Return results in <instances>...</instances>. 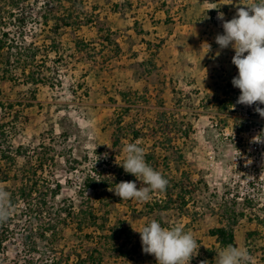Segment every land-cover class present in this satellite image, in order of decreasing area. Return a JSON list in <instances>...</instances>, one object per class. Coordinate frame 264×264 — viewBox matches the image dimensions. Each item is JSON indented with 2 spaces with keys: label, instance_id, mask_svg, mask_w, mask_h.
I'll return each instance as SVG.
<instances>
[{
  "label": "rangeland",
  "instance_id": "obj_1",
  "mask_svg": "<svg viewBox=\"0 0 264 264\" xmlns=\"http://www.w3.org/2000/svg\"><path fill=\"white\" fill-rule=\"evenodd\" d=\"M44 1L30 0L25 10L32 15L39 12L42 15L46 9ZM166 1L158 0V7L168 13L171 8L167 9V6L173 5L175 9L170 14L179 17L184 15L190 0H169L168 4ZM153 3V0H86L84 6L73 8L81 18L71 27L62 26L59 31L55 30L54 21L46 26L43 20L34 19L28 20L23 27L15 21L4 26L10 36L5 40V48H0V176L7 181L0 183V189L11 197L13 193L18 195L25 182H36L39 185L34 195L36 201L39 197L50 201L49 206L59 215L57 235L43 239L49 216L26 211L20 199L10 209L11 214L16 215L13 219L18 227L4 244L5 252L0 250V264H16L31 255L36 264H53L54 260L58 264H75L78 254L86 256L89 249L95 248L101 251L103 264H139V260L120 253L121 250L126 252L139 239V233L134 230H140L152 220L168 227L170 219L167 214L160 219L157 216L165 204L151 206L158 211L156 214L145 210L144 202L120 200L108 190L115 186L84 190L85 180L99 175L109 184L134 181L140 187L142 182L120 166L125 159L124 147L134 142H139L144 149L146 162L167 180L178 176L167 166L158 169L151 124L146 127L149 132H141L143 127H139L138 121L145 111H150L145 105L141 106L142 97L131 91V100L124 102L121 98L123 88L118 87L116 92L112 90L115 92L113 98L106 95L103 100L99 94L109 91L96 90L103 78V74L99 77L100 71L120 56L118 39L121 29L128 28L135 21L132 19L137 18L133 28L141 30L143 23L138 22V18L141 19L144 9L139 12V6H147L146 9L150 10ZM209 4L208 16L216 14L217 6ZM220 10L222 12V8ZM87 20L91 23H86ZM85 43L89 48L82 46ZM160 46L161 43L155 44L153 53ZM103 52L105 60L98 58ZM94 56H97L98 64L92 66L91 57ZM32 77L39 82L32 83ZM237 99L233 102L236 110L228 109L233 116L225 119L215 114L214 109L207 111L206 106L194 105L193 101L183 103L181 109L184 113H173L177 121L171 129L178 133L186 127V131H198V136L201 135L188 139L190 149L185 162L190 168L182 173V177L200 179L202 184L188 189V194L197 197L201 191L208 198L210 210L218 211L221 223H228L224 219L226 213L236 216L243 213L233 229L244 230V233L259 229L261 234L248 244L245 241L240 248L251 257L249 264H264V227L253 220L254 215H264V143L253 142L257 135L258 138L264 137V119L256 114L247 115L246 106L237 104ZM14 115L18 116L17 120ZM203 130L206 131L204 135ZM134 132L140 138H134ZM225 132L229 136L223 135ZM117 139L119 142L115 146ZM195 148H209L216 152L217 167L222 174L217 170L213 179L221 184H208L204 155L201 151L195 152ZM2 150L7 151L8 158L3 157ZM180 152L175 150L172 154L176 163L184 161ZM105 153L107 158H104ZM56 183L61 184V191L53 200L46 187ZM230 192L254 194L258 201L230 200L226 197ZM87 198L98 217V225L105 224L104 232L96 226L79 230V214L83 207L86 209L84 201ZM123 230L126 231L124 235L115 234L110 238L112 232ZM26 234H29L28 245L33 247H29L31 252L26 247L23 249L21 235ZM127 252L129 254L130 250Z\"/></svg>",
  "mask_w": 264,
  "mask_h": 264
},
{
  "label": "crops",
  "instance_id": "obj_2",
  "mask_svg": "<svg viewBox=\"0 0 264 264\" xmlns=\"http://www.w3.org/2000/svg\"><path fill=\"white\" fill-rule=\"evenodd\" d=\"M153 1L155 3L150 10L146 9L147 6H139V12L144 9L141 19L138 18V22L140 20V23H143L141 30L133 28V25L137 24V18L132 19L135 21L128 28L121 29L118 39L121 43L120 56L111 65L103 67L99 74L100 78L103 74L99 82L100 88L95 89L109 91L107 94H99L103 100L106 95L113 98L118 87L123 88L121 98L124 102L131 100L132 92L142 97L141 106L145 105L150 111H145V115L139 119V127H143L141 132H149L146 127L150 124L151 128L153 127L152 139L158 169L167 166L173 173L178 174L175 178L168 179L169 191H154L150 195L154 197L144 202V209L157 214L158 211L151 206L165 204L164 210H159L161 206L157 207L160 212V215L157 214L158 218L167 214L170 219L167 228L180 227L184 232H191L200 245L198 255L191 259L190 264H201V261L214 264L217 251L223 248L210 231L221 226V217L217 210H210L207 205L208 198L203 196L201 191L197 197L195 194H188L187 190L191 187L202 185L199 183L201 180L182 177V173L190 168L185 162L190 149L188 139L201 135L198 136V131H173L171 128L177 121L173 113H184L182 104L193 101L194 105L206 106L207 111L216 110L215 114L221 119L233 116L228 109L234 107L233 102L238 98L239 89L235 88L231 81L238 75V70L232 64L234 50L229 47L221 51L215 42L216 35L223 34V22L218 20L217 16L222 8L224 19L231 20L236 14V8L249 3L250 0H190L184 15L179 17L170 14L173 13V8L175 9L173 5L167 6V9L171 8V12L167 13L158 7V0ZM169 2L166 1L167 4ZM210 2L217 6L218 12L208 16L207 7L211 5ZM160 43L161 46L153 53L154 45ZM205 43L211 45L210 51ZM217 51H220L219 56L216 55ZM99 57L106 59L104 52L98 55ZM94 59L96 63H90L92 66L98 64L97 56H94ZM161 114L166 117L160 116ZM162 126L169 129L165 130ZM145 138L148 139L149 136L146 135ZM176 139L178 140L175 141ZM144 143L147 144V140ZM208 149H194L195 152H202L205 163ZM175 150H181L179 154L183 155V162L176 163L172 155ZM176 164L177 168L174 169ZM237 229L235 238L240 248L245 242L246 231L238 232ZM137 241L129 248L132 249ZM129 248L126 250H130V253L126 251V255L121 256L139 260V264H157L153 255H142L145 253L142 251L141 242L136 254H132Z\"/></svg>",
  "mask_w": 264,
  "mask_h": 264
},
{
  "label": "clouds",
  "instance_id": "obj_3",
  "mask_svg": "<svg viewBox=\"0 0 264 264\" xmlns=\"http://www.w3.org/2000/svg\"><path fill=\"white\" fill-rule=\"evenodd\" d=\"M242 5L244 7H238L231 20H225L224 13L218 12L217 19L223 22V34H217L215 42L221 51L229 47L234 50L232 64L238 69V75L232 78L231 83L240 90L236 103L257 105L255 112L264 118V108L259 106L264 105V0H250ZM205 44L210 51L211 45ZM216 55L219 56L220 51ZM258 136L253 137V142L264 143V137ZM123 151L125 159L120 166L146 186L137 187L134 181H122L109 191L120 200L147 202L151 199V192L166 189L168 180L146 162L145 151L139 142L128 143ZM104 158H107V153ZM9 212V193L0 189V222L8 219ZM134 231L140 234L142 251L153 255L157 264H190L191 259L198 255L200 245L191 232H184L180 227L166 228L152 220ZM250 259L246 250L227 245L217 253L214 264H249ZM201 264L209 262L201 261Z\"/></svg>",
  "mask_w": 264,
  "mask_h": 264
},
{
  "label": "trees",
  "instance_id": "obj_4",
  "mask_svg": "<svg viewBox=\"0 0 264 264\" xmlns=\"http://www.w3.org/2000/svg\"><path fill=\"white\" fill-rule=\"evenodd\" d=\"M30 0H0V32H1V38H0V48H5V45L7 44L5 40H8L10 33L9 31H6L4 29V26L8 25L9 22L15 21L18 22L21 27H23L28 20L34 19V20H43V24L47 26L51 21H54L55 30L59 31L61 30L62 26L64 27H71L77 20H79L81 17L76 14V11L73 10V8H79L86 4V0H45L44 6L46 7L45 11L42 15L39 13H36L32 15V12H28L25 10L28 6V2ZM39 1V0H37ZM62 10L65 11L62 12ZM96 10V9H95ZM73 21V22H72ZM86 23L90 24L91 20H87ZM107 41H110V39H107ZM106 41V42H107ZM86 48H89V44L85 43L82 45ZM9 48V47H8ZM35 58V57H33ZM93 59V63H96V60L94 57H91ZM32 83L39 82L38 79H35L32 77ZM14 119L17 120L18 116L14 115ZM3 136V133H1ZM134 138L138 139L140 138V135L136 132H134ZM119 140L117 139L114 143L116 146L118 144ZM4 158L6 157L7 151H1ZM150 161L153 160V158L150 156ZM150 166H152L150 164ZM154 167L156 165H153ZM1 169V167H0ZM5 180H2V177L0 176V183L7 181V178H4ZM99 181V182H97ZM116 183V182H115ZM115 183L109 184L101 176L98 177H89L85 180L84 183V190L94 189L97 190L99 186L103 187H114ZM143 183L140 187H145ZM39 185L38 183H34L29 181V183L25 182L22 187H20L18 191V195L13 193L11 197H9V204L10 209L14 208L16 203H18L21 200L24 202L25 210L34 212L36 215H48L49 219L47 221L48 228L46 230V233L43 235V239L47 238V240L57 235V216L59 215V212H53V207H50V201L46 200L45 198H38L39 200L36 201V197H34L38 189ZM47 192L50 193L51 199L55 200L56 197L60 194L61 191V184L56 183L54 185H47L46 187ZM165 191H169V187H166ZM151 192L150 194H152ZM169 193V192H168ZM84 202L86 209L84 207L80 210V224L78 225L79 230H85V229H91L96 226L99 230L104 232L105 224L98 225V217L95 213V210L92 206H90V200L87 198ZM253 203L252 201L246 200L244 203ZM158 206V205H156ZM61 212V211H60ZM16 215H12L11 211L9 212V217L6 221L0 222V250L5 252L4 244L9 241V235L15 234V229L18 227L16 223H14V217ZM244 214L241 213L239 216H236L232 213L230 215L229 213L225 214V220H227L228 223H225L222 221L221 226L218 228H215L210 231V234L217 238V242L220 244L222 248H224L227 245H233L238 247L236 243L235 238V230L233 228L236 227L238 224V217H243ZM255 218L253 220L257 221L261 226L264 227V215L263 217H259L258 215H254ZM229 218L232 220L230 223ZM56 220V221H55ZM252 221V219H250ZM26 233V231H25ZM126 231H120V232H112L110 235V238H114V235L116 236L125 234ZM261 233H259V229L255 231H249L246 233V239L245 241L248 243L251 242V240L254 237L260 236ZM88 236V235H86ZM90 238V237H89ZM107 238V235H106ZM109 238V237H108ZM128 240H130V237H128ZM21 241L24 247L33 248L32 246L28 245L29 241V234L21 235ZM141 238L139 234V239L137 243L132 247L131 253L136 254L138 252V246L140 245ZM120 251V250H119ZM121 255H126L122 250L120 251ZM32 256V255H31ZM23 257V261H19L16 264H36L34 262V259L32 257ZM52 258V257H51ZM57 261L54 260L53 264ZM75 264H103V256L99 249L95 248L92 250L87 251V255L78 254L77 255V261Z\"/></svg>",
  "mask_w": 264,
  "mask_h": 264
},
{
  "label": "built area",
  "instance_id": "obj_5",
  "mask_svg": "<svg viewBox=\"0 0 264 264\" xmlns=\"http://www.w3.org/2000/svg\"><path fill=\"white\" fill-rule=\"evenodd\" d=\"M239 92H240V90H238V97L240 95ZM256 106L257 105L246 106L245 107V110H246V112H248L247 115L254 116L256 114V116H258L260 119H264L258 113L255 112ZM259 106L261 107L262 105H259ZM232 110H236V106L233 107ZM183 129L185 130L186 127H183ZM202 134L203 135L206 134V131L203 130L202 131ZM223 135L229 136L227 132L223 133ZM218 165H219V163L217 161L216 152L215 151H212L211 149H208V151L206 153V170L207 171H206L205 178H206L208 184H210V185L211 184L212 185L213 184L214 185L221 184V183L217 182L215 179H213L214 173H216V171L219 170V168L217 167ZM220 173H221V171H220ZM226 197L228 199H230V200H234V201H237V202H245L246 200H249V201H252V202H257L258 201V197H256L254 194L253 195H250V194H246V193H243V192H238V193L237 192H230V193H226Z\"/></svg>",
  "mask_w": 264,
  "mask_h": 264
}]
</instances>
